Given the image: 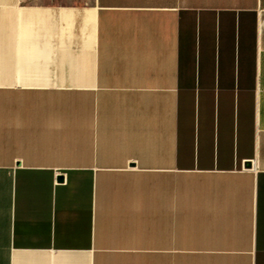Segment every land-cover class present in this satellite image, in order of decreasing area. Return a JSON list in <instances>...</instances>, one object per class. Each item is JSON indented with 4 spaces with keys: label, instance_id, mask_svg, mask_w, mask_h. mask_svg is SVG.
Segmentation results:
<instances>
[{
    "label": "crops",
    "instance_id": "1",
    "mask_svg": "<svg viewBox=\"0 0 264 264\" xmlns=\"http://www.w3.org/2000/svg\"><path fill=\"white\" fill-rule=\"evenodd\" d=\"M0 264H264V0H0Z\"/></svg>",
    "mask_w": 264,
    "mask_h": 264
},
{
    "label": "rangeland",
    "instance_id": "2",
    "mask_svg": "<svg viewBox=\"0 0 264 264\" xmlns=\"http://www.w3.org/2000/svg\"><path fill=\"white\" fill-rule=\"evenodd\" d=\"M86 3H93L94 0H84Z\"/></svg>",
    "mask_w": 264,
    "mask_h": 264
}]
</instances>
